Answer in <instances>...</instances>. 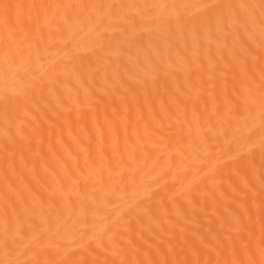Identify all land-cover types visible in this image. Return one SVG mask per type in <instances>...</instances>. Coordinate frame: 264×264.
<instances>
[{"label":"bare ground","instance_id":"obj_1","mask_svg":"<svg viewBox=\"0 0 264 264\" xmlns=\"http://www.w3.org/2000/svg\"><path fill=\"white\" fill-rule=\"evenodd\" d=\"M0 264H264V0H0Z\"/></svg>","mask_w":264,"mask_h":264}]
</instances>
